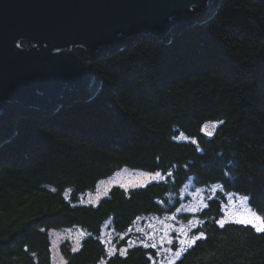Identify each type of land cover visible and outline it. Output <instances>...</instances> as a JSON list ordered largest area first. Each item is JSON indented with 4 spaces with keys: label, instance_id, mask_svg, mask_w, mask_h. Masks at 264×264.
Returning <instances> with one entry per match:
<instances>
[{
    "label": "trees",
    "instance_id": "16d2710c",
    "mask_svg": "<svg viewBox=\"0 0 264 264\" xmlns=\"http://www.w3.org/2000/svg\"><path fill=\"white\" fill-rule=\"evenodd\" d=\"M91 63L102 79L92 98L51 115L16 108L15 133L0 144V264L46 260L41 227L163 216L167 194L191 179L206 187L207 207L182 217L206 234L177 264H264V231L212 219L231 193L264 218V0H221L212 16L180 23L167 40H126ZM208 122H218L211 135ZM125 167L165 177L129 194L116 187L97 209L66 202L67 191ZM95 247L87 242L72 264L93 261ZM135 251L109 264H149Z\"/></svg>",
    "mask_w": 264,
    "mask_h": 264
},
{
    "label": "water",
    "instance_id": "95a60500",
    "mask_svg": "<svg viewBox=\"0 0 264 264\" xmlns=\"http://www.w3.org/2000/svg\"><path fill=\"white\" fill-rule=\"evenodd\" d=\"M220 1L0 0V144L15 133L16 108L51 115L98 92L102 79L86 55L141 37L167 40Z\"/></svg>",
    "mask_w": 264,
    "mask_h": 264
},
{
    "label": "flooded vegetation",
    "instance_id": "af4514ba",
    "mask_svg": "<svg viewBox=\"0 0 264 264\" xmlns=\"http://www.w3.org/2000/svg\"><path fill=\"white\" fill-rule=\"evenodd\" d=\"M118 171H115V173ZM158 173L161 174V177H165L161 172ZM111 176L101 179L94 187H88L77 192L76 195L73 194L72 190L67 191L64 194L66 202L73 209L79 207L97 209L106 199H111L108 196L116 187L123 188L120 191L126 194H129L130 189H133L112 186L104 189L102 195H99V183ZM51 190H54V188L51 187ZM200 200L203 202L204 198H200ZM220 206L219 215L212 216V219L217 223L218 221L233 222L230 218L231 208L229 205H226V202L223 201ZM175 209L168 210L167 212L170 215H163L164 218L152 214L136 215L130 220H125V224L121 227L114 219V214L108 217L95 218L94 228H90L87 223L83 222L50 226L47 229L44 228V230L41 227L42 230L40 229V231L46 235L47 240V259L41 261L39 255L36 254L37 259L35 258V260H37V264H72L76 255L85 248V244L94 241L96 243L94 260L87 264H109L112 260L115 261L119 258L127 260L126 258L135 256L137 253L135 250L138 249L144 251L149 264H165L167 262L177 264L183 259L187 251L205 236L206 230L203 228L198 229L202 224L198 225L197 228L187 226L186 220ZM173 215L178 217L184 224L179 234L170 233L169 231ZM159 218H162L160 222L163 221L165 226L155 223V220ZM51 230L55 232L63 231L65 236L60 240H52L49 234ZM201 233L203 235L200 238L194 239ZM171 235H173V238H171ZM168 238L170 239L169 244H167ZM181 240L186 241V243L181 245ZM152 245H155V247H152ZM177 251L181 253L179 257L176 256Z\"/></svg>",
    "mask_w": 264,
    "mask_h": 264
},
{
    "label": "rangeland",
    "instance_id": "374dc122",
    "mask_svg": "<svg viewBox=\"0 0 264 264\" xmlns=\"http://www.w3.org/2000/svg\"><path fill=\"white\" fill-rule=\"evenodd\" d=\"M85 57V54H83ZM88 61L92 60V57L90 55H86ZM73 103V102H72ZM96 120V119H95ZM218 122H208L204 126V132L206 134L212 133L214 129L217 127ZM156 172H150L139 168H133L130 169L128 167H125L118 172H116L113 176L110 178L102 181L98 185V191L99 195H102L104 189H108L112 186H122L125 188H134L139 186H145L149 182H152L156 179H152L149 174H155ZM160 179V178H159ZM199 190V191H198ZM206 191V187L199 186L195 180L191 179L187 183H185L183 186H181L176 191H171L166 196V204L164 206V215L168 216L170 215L167 210L177 201L178 205L175 210L178 208L181 209L179 211L183 217H185L186 214H191V217H194L198 210L202 209L204 207L203 202L200 200V198H204V192ZM191 197V198H189ZM230 199L228 202L229 207L231 208V214L230 218L232 220H235L237 222H240L241 220H254V223L257 225H260L264 227V224H261L260 220H255V217H262L249 203V199L247 197V200H244L243 198L245 196L242 195H236V194H230ZM254 214V215H253ZM164 216V217H165ZM162 217V216H160ZM162 217V218H164ZM162 218L156 219L155 222L162 224L165 226V223L163 221L160 222ZM196 222V220H193ZM251 225L254 229L256 227L253 226V223H244ZM186 225L194 228L195 225H192V223L188 220L186 221ZM184 224L182 221L173 215L171 217L170 221V233H180ZM257 230V229H256ZM50 237L52 240H60L65 235L63 234V231H53L51 230L49 232ZM171 238H173V235H171ZM170 239H167V244H169ZM165 264H171L170 262H167Z\"/></svg>",
    "mask_w": 264,
    "mask_h": 264
},
{
    "label": "snow or ice",
    "instance_id": "6c2138e0",
    "mask_svg": "<svg viewBox=\"0 0 264 264\" xmlns=\"http://www.w3.org/2000/svg\"><path fill=\"white\" fill-rule=\"evenodd\" d=\"M209 135H211V133H209ZM151 176L152 179H156L157 177L159 178H163L161 177V174L160 173H155V174H149ZM172 174L171 173H168V176H171ZM199 191V190H198ZM244 200H247V197H244L243 198ZM205 207H207V204L204 205ZM177 211H181V209H177ZM254 215V214H253ZM254 219L255 220H260L261 221V224H264V218H261V217H255L254 216ZM241 223H253V226L256 227L257 231H264V227L260 226V225H257L254 223V220H241L240 221ZM218 223H221V226H223V222L222 221H218ZM203 234L201 233L199 236L195 237L194 239H198L200 238V236H202ZM194 242V241H193ZM181 245L185 244L186 241L184 240H181L180 241ZM190 246V245H189ZM152 247H155V245H152ZM180 251H177L176 252V256L179 257L180 256Z\"/></svg>",
    "mask_w": 264,
    "mask_h": 264
}]
</instances>
